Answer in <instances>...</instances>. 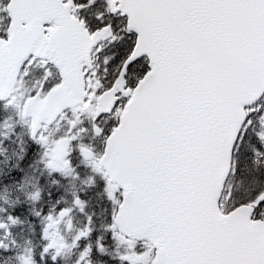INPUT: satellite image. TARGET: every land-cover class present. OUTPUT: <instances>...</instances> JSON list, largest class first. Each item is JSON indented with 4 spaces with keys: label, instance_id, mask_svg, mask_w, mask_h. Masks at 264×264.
Returning a JSON list of instances; mask_svg holds the SVG:
<instances>
[{
    "label": "snow or ice",
    "instance_id": "obj_1",
    "mask_svg": "<svg viewBox=\"0 0 264 264\" xmlns=\"http://www.w3.org/2000/svg\"><path fill=\"white\" fill-rule=\"evenodd\" d=\"M0 264H264V0H0Z\"/></svg>",
    "mask_w": 264,
    "mask_h": 264
}]
</instances>
